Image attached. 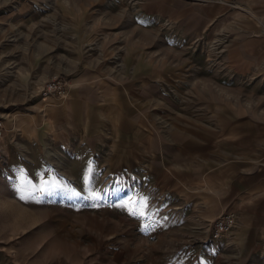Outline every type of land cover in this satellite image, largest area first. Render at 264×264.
Returning <instances> with one entry per match:
<instances>
[{
	"label": "rangeland",
	"instance_id": "1",
	"mask_svg": "<svg viewBox=\"0 0 264 264\" xmlns=\"http://www.w3.org/2000/svg\"><path fill=\"white\" fill-rule=\"evenodd\" d=\"M74 1L95 2L84 18L91 25L97 12L98 28L97 33L91 32L95 37L92 42L84 40L90 38L89 33L83 36L84 24L74 20L76 10L69 5ZM153 2L0 0L3 64L12 61L5 55L19 48L29 53L47 51L43 56L51 55L56 65H60L66 49L70 54L75 50L73 55L83 50L84 57H77L75 62L83 70L98 64L97 72L71 75V88L80 76H86L80 82L101 79L106 82L104 91L98 85L82 91L98 102L102 91L112 93L116 89L113 83L121 82L114 100L121 99L124 104L120 106L126 107L123 114L114 100L109 106L96 104L84 130L83 110L76 106L74 122L67 124L59 115L58 105L72 99L73 92L69 93V81L62 74L47 77L35 87L34 95L54 77L66 81L68 93L63 98L49 97L58 109L56 122L40 124L39 132L64 136L65 128L76 126L71 131L74 136L70 147H64L65 139L57 146H24L19 135L22 129L8 117L12 127L7 132L5 127L3 137L13 138L11 142L7 136L0 140V264H127L129 255L135 260L129 264H264V70L253 69L241 77L242 67L232 62L237 58L236 49L229 53L236 40L255 31L264 34V0H188L195 14L205 9L204 5L210 11L220 9L211 27L197 35L185 34L175 23L151 11ZM63 5L66 18L55 11ZM30 7L34 8L32 12L19 13L21 8ZM105 7L109 16H105ZM257 20L259 24L252 25ZM136 25L151 30L157 26L164 41L156 39L154 31L149 35L144 29L142 33L134 31ZM76 32L79 34L74 35ZM133 32L136 39L148 36L169 47L154 53L155 58L164 57L166 81L151 86L150 101L137 81L147 74L148 66L136 58L138 53L146 58L147 51L140 48L146 43L130 42L129 54L125 56L123 51L126 35L134 37ZM44 41L52 45L38 46ZM29 62L22 64L29 66ZM36 63L44 61L38 59ZM148 70L153 74L156 67ZM25 79L16 71L0 74V97L7 83L11 85L8 89L15 90ZM156 88L161 90L162 103ZM38 98H42L40 94ZM22 101H10L9 111L18 112ZM248 104L252 106L249 111L245 110ZM146 109L151 111L147 116L158 131L152 142L154 155L146 149L149 143L140 151L137 145H130L137 126L134 116ZM245 112L259 123L226 126V116L239 119ZM0 117L4 120L6 115L0 112ZM200 125L208 130H198ZM32 127L29 121L25 131L33 133ZM242 130L253 135L241 136ZM100 136L107 138L103 144L95 142ZM192 139L204 144L183 145ZM90 145L95 148L92 152L87 148ZM136 151L140 155L134 164ZM187 151L194 155L190 160L184 157ZM122 163L128 164L122 168ZM172 170L186 185L182 193L167 191L160 184L159 177L164 179V173ZM196 200L204 203L200 209L193 206ZM183 205L186 207L182 209ZM222 213L232 214L236 224L221 240H213L211 225ZM249 215L255 220L239 226L238 216ZM127 222L133 226L128 232ZM131 233L130 241L126 236ZM236 233L241 235L239 241Z\"/></svg>",
	"mask_w": 264,
	"mask_h": 264
},
{
	"label": "crops",
	"instance_id": "2",
	"mask_svg": "<svg viewBox=\"0 0 264 264\" xmlns=\"http://www.w3.org/2000/svg\"><path fill=\"white\" fill-rule=\"evenodd\" d=\"M155 6H153L151 11L156 12L162 19H169L171 22L175 23L176 26L185 34L187 35H197L200 32L209 29L211 27V25L213 24V22L216 20L215 16L220 14V9L217 10H213L210 11V9L204 5L205 9H202L200 11H197L196 14L193 12V8L192 6H188V0H153ZM251 1V0H249ZM75 2V1H74ZM168 4V5H166ZM72 5L74 7L73 10L75 14H74V20L76 19V23L79 25V23H83L84 27L86 28V32L83 36L86 35V33L90 34V38L87 36L84 38L85 41H90L92 42L93 40H95L93 38V36H91V32L92 31H96L97 33V12L94 14L95 18L92 19V22H95L93 24H89V19H84L87 16V13L85 12L86 10L93 9L95 6V2H75L73 4H69ZM159 5H163V7H158ZM66 6L63 5V8L60 7H56L55 11L58 13L59 17L60 15H63V17L66 18V12H65V8ZM147 7V6H146ZM106 8V7H105ZM30 9H34V8H21L19 11V13H24L23 10H25V13H30L32 12V10ZM165 9H168L165 11ZM30 10V11H28ZM34 11V10H33ZM105 16H109V11L106 8L105 10ZM202 11V12H201ZM151 13V12H148ZM164 17V18H163ZM89 18H91V14L89 16ZM220 17H218L219 19ZM251 19H253L251 17ZM239 20H235L240 21ZM253 23L254 19L252 20ZM75 23V24H76ZM242 22H241V26H242ZM259 22L257 20L256 24H252V25H258ZM253 28V26H252ZM145 30L144 33L149 35L148 32H152L154 31L156 34V39H158L160 42H163L164 40H162L161 37V30H159L157 28V26H155V28L151 29H145L142 27H138V25H136L134 31H139L142 33L143 31L141 30ZM108 32V30H106V33ZM245 32L244 30L242 31V33ZM79 34V32H76L74 35ZM105 33V34H106ZM256 33V31H255ZM253 33L250 37H245L244 34V38L242 40H236L235 41V45L233 44L232 46H230V51L229 53H231L234 48L236 49L237 53V58L236 60L232 61L233 63H236V65L238 67H242V71H241V77H244L245 74L247 73H251L254 72V70L258 71L259 69L264 70V34H262V32H258V33ZM93 35V34H92ZM134 37H131L130 34L126 35V39H125V48H123L124 54L125 56L127 54H129V46H130V42L134 43L136 41L142 43H146V45H141L143 48L145 49V55L146 58H144L143 55H141V53L137 54V60L141 61L143 66H148L145 67L146 69V73L140 77H138L137 81L140 80L141 86H144V94L145 96H147V100L149 99L150 101V93L152 91L151 86L156 85L159 86L160 84L164 83L166 81V76H165V70H164V62L161 58H164L161 56V58H155L154 53H162L164 52L165 48H169L167 47H163V45L159 44V41H154L151 40L150 37L148 36H138L137 39L135 38V33L133 32ZM99 36V35H98ZM97 36V37H98ZM242 36V37H243ZM236 37H238V35H236ZM110 38V35L108 36L107 39ZM103 39H105L103 37ZM99 40V38H98ZM149 46H147L148 44H150ZM136 44V43H135ZM42 45V47H46V45L51 46L52 44L47 41V42H42L41 44H39L38 46ZM132 47V46H131ZM134 48V47H132ZM137 48V49H140ZM43 49V48H42ZM135 48V50H137ZM45 50V49H43ZM151 50V51H150ZM174 50V49H173ZM75 51V50H74ZM71 50V53L69 52L68 49H66V51H64V55H61L60 58H63L62 61H60V65H56L53 62V58L51 57V55H47V57L45 58L46 54H48V52L46 51V53H40V52H32L29 53V51H21V49L19 48L18 50L15 51L14 50H10V52L12 53V55H5L6 58H10L12 59L9 60L10 62L3 64V61L0 60V63L3 64V66L1 67L0 70V74H3L5 72H13L16 71L18 76L20 78L25 77V82L23 83V81H21L20 83L17 84V88L15 90L12 89H8V87H10L11 85L9 83L6 84L5 86V90L6 92H4V94H2V97H0V112L3 113L4 115H6L5 117V122H6V132L8 131V129H10L12 127V124L9 123L10 121L8 120V117H12L16 120L15 124L17 127L22 129V132L20 135V138L22 139V142L25 146L26 143L32 144L34 146V148H36L37 146H39V148L43 145V144H47V145H54L57 146L59 140L61 139H65L66 141L64 142V147H70L71 144V140H73V136L74 134L71 132L72 130H76V126H72L66 129V132L64 133V136L54 132H39V126H41L40 124H45L46 121H48V123H55L56 122V118L57 115L56 113H58V109L55 108V102L53 103L52 100H54L53 98H49L48 99H42V98H38V94L34 95V92H36V86L38 84H41L42 81H45L47 79V77L53 76V75H64L67 79H68V84H69V93L72 91L73 92V96L70 97L72 99L70 100H65L63 101L60 105L59 108L61 109L59 112V115H62L63 117H61L62 119H64V122H66L67 124H72L74 122V108H76V106H80L81 110H83V116H82V123H83V129L87 130L89 127V121H90V113H92L94 111L95 105H103V106H109L111 105V101L116 99V96H114L115 94H118V91L116 89L120 88L121 82L115 81L113 83V87H116V89H114V91L112 93H106L103 92L107 86H106V82H103L101 79H99L98 81H93V83H90L88 81H84V82H80L82 79L84 80L86 76H80L79 78H77V80L75 81L76 83L73 84V87L71 88V80H70V76L76 73L79 74H86L88 72H97V66L98 64H96V68H88L83 70L80 69L79 64H77L75 62V59L77 57H84V54L81 53H85L83 50L81 51L80 54L77 55H73V52ZM28 52V53H27ZM50 53V52H49ZM155 53V54H157ZM228 53V52H227ZM228 53V56H229ZM33 55V56H32ZM45 55V56H43ZM31 56V57H30ZM227 56V57H228ZM40 59L43 60L44 63L42 64H38L36 63V61ZM36 60V61H34ZM71 60H74L73 63L71 64ZM27 61H30L29 66H26L24 64H22L23 62L26 63ZM149 61V62H148ZM259 63H261L259 65ZM146 64V65H145ZM150 65V66H149ZM259 65V66H258ZM1 66V65H0ZM153 66L156 67V70L154 71L153 74H151L149 72V67L152 69ZM159 68H162L163 71ZM260 74V73H259ZM259 76V75H257ZM256 76V77H257ZM39 78V79H38ZM203 79L200 80H208L206 77H201ZM129 82H127L126 84H129ZM125 84V85H126ZM93 85L95 86H99V88L103 89V91L101 93V99L98 102L95 101H91L89 98H87V96L89 95L87 92H82L84 90H91L93 89ZM157 89V88H156ZM116 90V91H115ZM71 92V93H72ZM203 92L208 93L206 90H203ZM31 94L32 99L29 98ZM105 94V95H104ZM113 94V95H112ZM157 94H158V98H159V102L162 103V99H161V90L157 89ZM87 95V96H86ZM92 96V94H90ZM108 95V96H107ZM68 96V95H67ZM111 96H114L111 98ZM24 99V100H23ZM89 99V100H88ZM145 99V98H144ZM23 100V101H22ZM10 101H22L19 102V105H22L23 107L21 109H19L18 112L14 111V110H10L9 111V106ZM90 101V102H88ZM115 104H117L118 110L121 111L119 113H123L126 112V107L124 106H120L121 104H124V102L121 101V99L119 100H114ZM55 104V105H54ZM208 104H206L207 106ZM52 106V107H51ZM257 106V104H256ZM65 107V111H62V108ZM117 107L116 110H117ZM247 111L252 109L251 105H246L245 106ZM63 109V110H64ZM260 109V108H259ZM258 109V110H259ZM261 109H264L261 107ZM117 110V112H118ZM125 110V111H124ZM14 111V112H13ZM160 112H163V109L159 110ZM162 113H159V115ZM264 115V113H262ZM14 115V116H13ZM147 115H151V111H149V109L147 110H143V112H140L138 116H134L135 117V123H136V127L134 129V132H132L133 135H135L136 140H134L135 138L130 137L132 142L130 145L134 146L137 145L136 147H138V150H143L145 149L143 146V144H147L149 143V147L146 149H150V153H152V155H154L153 153V149L154 146L152 145L153 140H154V136L156 134H158V131L154 128V126L152 125V121L149 120V117ZM259 117V115H257ZM261 116V115H260ZM252 117H250V114L245 112L244 115L241 116V118L239 119H233V118H229L226 116V126H231V125H239L240 126H244L245 125H249L250 126H254L255 123L260 120H252ZM55 119V120H54ZM143 120V121H142ZM29 121L32 122V129H33V133H28L25 131V128L28 126ZM155 129V130H154ZM208 130L207 128H204V126L200 125L198 127V130ZM264 130V129H263ZM70 131V132H68ZM242 130V134L241 136H246V135H253L252 132H247ZM103 136H105L104 134H102ZM7 135H4V137ZM103 136H100V138H98V140H96V143L99 144H103L104 140L107 139H101ZM3 137V138H4ZM8 138H6L8 141L11 142V139L13 138L12 135L7 136ZM239 137V136H238ZM157 139H162L159 138V136H157ZM213 139H217L216 141H219L218 138L214 137ZM164 140V139H163ZM135 141V144H134ZM167 142H169L166 139ZM83 143V142H82ZM118 144V143H117ZM174 144V143H172ZM203 141L201 140H195L192 139L190 142L186 141L183 145L186 147L190 146H202ZM70 145V146H69ZM182 146V145H180ZM50 149L52 148L51 146H49ZM48 147V148H49ZM73 147V146H72ZM87 148H91L90 146H87ZM179 148V147H178ZM95 148L93 147V149L91 148V150L89 151H94ZM200 150V149H199ZM137 155L135 156V158L132 159V162L134 164H137V160L139 159V155H138V151ZM75 153H77L75 151ZM165 153V152H164ZM194 153L197 155L198 151ZM128 153H126L125 155L121 154V157L124 158L125 156H127ZM194 155L192 154V152H188L185 154L184 157H187L188 160L191 159V157H193ZM165 160V158H163V161ZM129 163V162H128ZM121 164L120 166L122 168H125V166L128 164ZM153 164L157 163V161L153 160L152 162ZM166 161L163 162L164 166L166 165ZM161 164V163H160ZM119 166V167H120ZM177 172L172 170L171 173L169 174V172L164 173V179L161 178V176L159 177V181L160 184H164L163 186L166 187L167 191H173L176 193H182L183 189H186V185L183 184L181 176H177ZM171 178V180H169V176ZM165 189V190H166ZM197 204L193 203L194 208H198L200 209L201 206H203V204H201V200H196L195 201ZM186 206L183 205L182 209L185 208ZM237 222L238 225H242V224H249V222H253L255 219L252 215L245 216V217H239L237 218ZM200 223H203L204 220H199ZM125 231L128 232V230H132L133 226L131 223H126V227H125ZM243 227L239 228V231L242 230ZM131 234H128L126 236V238H128L130 241L133 240V238L131 237ZM238 241L240 239V233H236ZM130 236V237H128ZM175 238V237H174ZM221 240V239H220ZM125 242V241H124ZM214 245H216V243L213 241ZM132 261L134 262V258L130 257V255L127 257V259L125 260V263L129 264V262Z\"/></svg>",
	"mask_w": 264,
	"mask_h": 264
},
{
	"label": "built area",
	"instance_id": "3",
	"mask_svg": "<svg viewBox=\"0 0 264 264\" xmlns=\"http://www.w3.org/2000/svg\"><path fill=\"white\" fill-rule=\"evenodd\" d=\"M39 94L42 98L48 99V97L53 98H63L68 93V88L66 81L60 77H54L48 80L40 88ZM5 131V120L0 117V140L3 138ZM236 220L230 213H222L211 225V236L213 240H219L226 234L233 231Z\"/></svg>",
	"mask_w": 264,
	"mask_h": 264
}]
</instances>
